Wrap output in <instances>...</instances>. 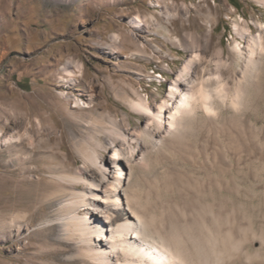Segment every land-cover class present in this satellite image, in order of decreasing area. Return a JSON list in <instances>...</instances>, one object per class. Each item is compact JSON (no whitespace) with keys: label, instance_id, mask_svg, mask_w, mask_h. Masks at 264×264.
Listing matches in <instances>:
<instances>
[{"label":"rangeland","instance_id":"rangeland-1","mask_svg":"<svg viewBox=\"0 0 264 264\" xmlns=\"http://www.w3.org/2000/svg\"><path fill=\"white\" fill-rule=\"evenodd\" d=\"M260 21L264 6L254 0H0V264H86L71 259L72 244L66 251L54 242L49 166L53 174L61 164L83 167L81 142L109 165L114 124L147 149L130 178L141 211L165 228L214 212L240 249L223 264H264V58L240 105L221 104L214 114L198 109L178 129H159L156 145L138 133L153 124L129 104L166 99L170 108V84L193 54L183 47L188 33L211 29L201 53L222 48L230 60L235 38L244 49ZM235 23L250 26L243 38ZM70 58L81 68L71 65L74 76L63 82L61 66ZM213 68L192 66L189 76L207 77ZM224 75L233 87L239 72ZM30 110L37 114L30 118L33 145L24 135ZM113 144L133 158L122 140Z\"/></svg>","mask_w":264,"mask_h":264},{"label":"bare ground","instance_id":"bare-ground-1","mask_svg":"<svg viewBox=\"0 0 264 264\" xmlns=\"http://www.w3.org/2000/svg\"><path fill=\"white\" fill-rule=\"evenodd\" d=\"M254 1L264 6V0ZM139 20L142 21L136 17L134 24H139ZM192 22L194 23V19ZM145 23L146 20L141 25ZM258 23L259 31L256 34L248 32L244 49L239 45V39L235 38L230 50V60L223 58L222 48H215L209 56L201 53L202 49L205 51L209 47L211 29L201 33H188V42L183 47L190 48L193 54L177 71L176 78L170 84L167 93L173 99L170 108L166 111V99L154 107L140 97L129 101L131 108L146 115L153 124L152 128L146 124L138 129V133L152 145H156L160 141L159 129L163 132L178 129L185 123L186 117L193 115L198 109L213 113L221 104H230L234 108L240 105L247 86L256 80L258 67L264 58V25L261 21ZM234 26L239 38L244 37L245 29H250L249 25L244 28L235 23ZM115 38L112 39L113 43ZM110 47L114 45L111 43ZM71 65L81 68L78 60L67 59L61 66L64 75L60 78L63 82L68 81L67 76H74ZM210 65L214 68L213 71H208L207 77L201 73L189 76L192 66L201 67L202 72ZM224 69H238L239 77L235 78L233 87L228 80L229 76L224 75ZM60 95L64 99L69 97L62 90ZM24 112L27 114V111ZM36 115L34 110H30L29 120L26 122L31 126L24 127V135L30 145L34 143V134L29 133L34 131L30 118L33 116L37 119ZM112 132L109 165L103 162L99 150H93L81 142L78 144V151L83 167L70 169L66 164H61L54 169L53 174V165L49 166L53 177L52 203L55 205V212L51 216L54 220L53 227L57 228V240L54 242L66 251L71 250L72 244L74 254L70 258L86 264H223L226 257L232 255L230 251H235L237 243L230 239L226 230L222 231L218 227V214L208 211L209 219L203 214L207 219L201 215L199 220L170 223L165 228L163 224L156 223L153 215L141 211L142 204L137 193L130 188V178L137 158L142 159L147 149L138 144L137 135L126 134L117 124L113 125ZM64 136L65 133L61 130L59 138L63 139ZM9 139L11 137L6 140ZM115 139L126 144V153L133 158L123 156V150L117 149L116 144H113ZM21 145L24 147L25 143ZM47 157L49 164H53V147ZM97 174L103 178L95 181ZM82 210L84 215L81 214Z\"/></svg>","mask_w":264,"mask_h":264}]
</instances>
